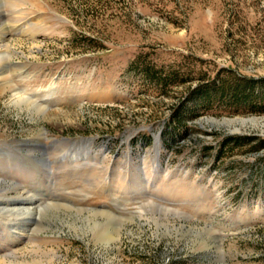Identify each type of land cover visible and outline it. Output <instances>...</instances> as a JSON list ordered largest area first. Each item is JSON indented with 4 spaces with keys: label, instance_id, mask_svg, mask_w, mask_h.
<instances>
[{
    "label": "rangeland",
    "instance_id": "rangeland-1",
    "mask_svg": "<svg viewBox=\"0 0 264 264\" xmlns=\"http://www.w3.org/2000/svg\"><path fill=\"white\" fill-rule=\"evenodd\" d=\"M0 55V195L34 207L0 260L264 264V0H0Z\"/></svg>",
    "mask_w": 264,
    "mask_h": 264
},
{
    "label": "bare ground",
    "instance_id": "bare-ground-1",
    "mask_svg": "<svg viewBox=\"0 0 264 264\" xmlns=\"http://www.w3.org/2000/svg\"><path fill=\"white\" fill-rule=\"evenodd\" d=\"M1 56H3V55H0V57ZM10 103L12 104V106H15L16 108H18L20 110H28L32 114V116L35 115V114L38 115L39 113H41V114L45 115L43 118L47 117L46 116L47 113L45 112L46 110H44L45 108H43L42 106L35 105L33 103V101H31V97H30V95L28 93H24V92H20V91L14 92L12 97L10 98ZM58 115H60V114H58ZM47 120H48V118H47ZM259 122H260L259 118H250L248 120H245L243 118H235V119H223L222 121H220L218 123L228 126V125H233V124H236V123H239V124H242V125H244L246 123L255 125V124L259 123ZM3 163H5V162H3ZM6 186H8V185H6ZM22 186H23V184H22ZM4 187L5 186H2L0 188V191ZM23 188H24V186H23ZM0 197L2 199H4V201H5L4 203L0 202V204L1 203L3 204V205L0 206V234L7 233V235L9 237H11L10 239L13 242H17L18 241V236H19L20 232H22V225L25 224V222H27L29 219H31V216H29V215L32 214V211H33V208H34L31 205L32 198L29 195L26 197V196H22L21 194H17L15 197H11V196H7V195L3 194V195H0ZM21 197H22L23 200L21 199ZM53 206L56 207V208H60L61 206H64V205H53ZM50 207H52V206H50ZM54 207H53V209H54ZM47 208H49V206L46 207V209ZM66 210H68V209H66ZM41 211H43V210H41ZM44 211H45V209H44ZM82 213H83V211H82ZM82 213H79V215L82 214ZM98 213L105 214L106 212L90 210L88 213L85 214L86 215V220L84 222L85 226H86L85 230H86L87 233H89L91 231L93 232L94 240L103 242L106 247H113L120 239V230L116 231V228H114L115 232L107 231L106 228L109 227L110 222H109V220H106L105 222H101L100 219H99L100 214L98 216ZM34 215H35V213H34ZM26 216H28L29 218H27ZM145 222H147V221H145ZM169 226L164 224L163 227L168 228ZM1 228L2 229L4 228L6 231L2 230ZM171 236H173V235H171ZM195 237H196V235H195ZM0 264H25V263L22 262V261H19V260H9V261L0 260Z\"/></svg>",
    "mask_w": 264,
    "mask_h": 264
},
{
    "label": "trees",
    "instance_id": "trees-1",
    "mask_svg": "<svg viewBox=\"0 0 264 264\" xmlns=\"http://www.w3.org/2000/svg\"><path fill=\"white\" fill-rule=\"evenodd\" d=\"M260 110L264 111V107L260 108ZM236 138H239L243 140L244 142H250V141L256 140L259 146L264 147V137H261L258 135H244V136L236 135Z\"/></svg>",
    "mask_w": 264,
    "mask_h": 264
},
{
    "label": "water",
    "instance_id": "water-1",
    "mask_svg": "<svg viewBox=\"0 0 264 264\" xmlns=\"http://www.w3.org/2000/svg\"><path fill=\"white\" fill-rule=\"evenodd\" d=\"M209 118H210V119H215L214 117H209ZM209 118H208V119H209ZM222 118H225V117H222ZM222 118H221V119H222ZM259 135H264V132L259 133Z\"/></svg>",
    "mask_w": 264,
    "mask_h": 264
}]
</instances>
